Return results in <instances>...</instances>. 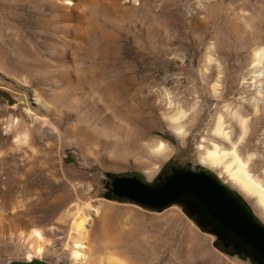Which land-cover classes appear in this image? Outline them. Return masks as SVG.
Listing matches in <instances>:
<instances>
[{"label": "rangeland", "instance_id": "374dc122", "mask_svg": "<svg viewBox=\"0 0 264 264\" xmlns=\"http://www.w3.org/2000/svg\"><path fill=\"white\" fill-rule=\"evenodd\" d=\"M34 2L15 0L19 5L11 9L14 14L10 17L13 20L16 17L28 20L32 13L40 15L43 9L33 7ZM40 2L37 6L41 5ZM116 2L119 16L115 19L107 17L108 31L118 36L110 42V48L119 51V67L124 72V84L128 93L132 95L134 91V101L143 105V113L146 112L140 115L139 122L144 129L150 125L152 127L146 129V137L137 142V147H142L146 140L160 139L169 146L171 153L164 160L155 161L145 148L146 154L142 155L128 141L117 148L121 156L113 158L109 149L107 152L96 146L77 145L64 130L69 122L78 124V103L73 104L68 118L64 115L65 111L60 114L63 108L50 93L57 91L59 85L53 87L49 83L52 78L49 75L43 78L40 73L47 69L42 65L28 71L31 77L29 83L21 78L25 73L16 76L11 72L10 60L21 64V58L14 57L11 47L15 46V42L2 33L0 264L33 259L47 264H76L70 256L71 218L65 217L66 211L74 212L72 218L77 214L86 216L85 261L82 264H107L109 256L123 264H251L247 259L228 256L215 249V237L202 231L177 205L159 212L103 196L106 173H135L151 181L170 159L178 163L197 164L198 146H210L212 137L209 129L213 118L221 113L224 121H228L222 111L226 103L230 110L240 107V115L246 119L248 130L238 144V153L242 158L248 153L253 154L247 164V172L264 188V0ZM32 40L29 41L31 46L41 41L38 37ZM259 50L262 51V73L259 77L262 91L258 97V112L254 116L246 102L241 104V98L250 97L252 93L246 90L241 80L244 78L248 81L253 53ZM38 51L44 57L41 48ZM215 83L217 86L213 93L212 85ZM17 87L27 89L29 98L37 95L49 107L48 113L31 106L41 128H55L61 136V142L58 140L50 153L51 160L46 159L51 143H41V138L39 143L32 142L33 132H28L25 143L20 145L17 141L16 135L30 125L27 120L23 119V127L14 133L3 125V120L9 116H23L21 99L14 93ZM165 92L186 113L181 117L186 131L184 136L174 135L161 117V113L167 111L162 100ZM129 98L126 97L127 101ZM191 105L196 106L195 113L191 112ZM43 120L45 124H42ZM229 126L232 129L231 139L236 141L238 130L230 123ZM34 128L40 130L39 124ZM122 139L125 140L124 137ZM222 145L228 148L227 144ZM123 148L124 151H120ZM101 155H106L107 160L120 159L123 167H103ZM136 159L145 163L147 168H155V174L147 179ZM210 171L217 177L218 170ZM219 179L222 182L225 180L224 176ZM225 184L245 200L253 214L264 224V210L255 203L254 196L242 194L234 186ZM31 228L42 235L43 250L38 256L32 250H27L29 244L25 235Z\"/></svg>", "mask_w": 264, "mask_h": 264}, {"label": "bare ground", "instance_id": "6f19581e", "mask_svg": "<svg viewBox=\"0 0 264 264\" xmlns=\"http://www.w3.org/2000/svg\"><path fill=\"white\" fill-rule=\"evenodd\" d=\"M34 1L33 7L43 9L41 16L32 13L31 18L28 20L18 17L13 20L11 17L14 13L12 14L11 9L15 6L18 7L19 4L15 3V0H13V3L12 0H0V36L5 33L7 38L15 42V46L10 47L14 57L21 58V64L10 60L11 72L16 76L25 73V76L23 75L21 78L24 82L29 83L31 77L28 71L35 70L34 68L41 65L46 67L47 70L41 71L40 74L43 78L48 75L51 76L49 83L53 87L59 85L57 91H50V93H52L59 107L63 108L60 114L65 111L64 115H67L68 118L73 104L78 103L80 109V113L76 117L78 124L75 125L73 122H69L64 130V133L72 137L77 145L96 146L104 151L109 149V153H112L113 158L121 156V152H117L119 145L121 146L130 141L132 145L137 147V142L140 143L139 141L146 137V131L152 127L149 124L150 126L146 130L139 122L140 115L144 112L143 105H138L135 102L136 100L134 101V91L132 95L128 93V88L124 84L123 69L119 67V51L115 47H113L115 49L110 48V42L116 40L118 36L108 31L107 24L109 20L107 17L110 16L115 19L119 16L120 10L117 7V0H109L110 2L107 0H40V6H37L39 0ZM45 14H48V16L45 17ZM25 35L28 36L27 39H23ZM15 36L17 37L15 38ZM35 37L40 38L41 41L31 46L29 41L35 39ZM38 48H41L44 57H41ZM0 52L4 53V50L2 49ZM261 54V50L254 51L251 59V70L248 72V81L244 78L241 80V83L247 88L246 90L252 91L250 97L241 98V104L246 102L254 116L258 112V97L261 96L262 91L261 82L259 81L262 73ZM1 58L0 56V63L3 62ZM77 65L80 66L77 67ZM52 67H55V69H48ZM128 80L131 81L132 79ZM215 86H217L216 83L212 85L213 93L216 91ZM14 90V93L21 99L23 116L20 118L9 116L3 120V125L7 130L14 133L17 129L23 127V119L27 120L30 125L23 132L16 135L17 141L20 142V145L25 143L28 132H33L32 142L39 143L41 138V143L42 141H47L48 144L51 143L47 148L46 158L51 160L50 153L58 140L61 139V136L55 128L50 127V130L44 126V128H41V123L38 122L31 108L33 106L37 111L44 110L48 112V105L43 103L41 98L35 94L32 98H29L27 89L17 87ZM127 96L130 97L128 101ZM162 100L167 111L161 113V117L166 122L168 129L178 137L184 136L186 131L184 123L181 122V117L185 116V111L182 110L178 102L172 100L168 92L164 93V99ZM226 104L223 105L222 111L225 112L228 121H224L225 117L221 113H217L213 118L209 129V135L212 137L209 140L210 146L207 147L201 144L198 146V163L208 169L210 168V170H218L217 177L222 179L224 176L225 180L223 182L234 186L242 194L254 196L255 203L264 210V188L247 172V164L253 154L248 153L245 158H242L237 149L246 130H248L246 119L240 115V107H234V110H230ZM195 107V105L190 106L191 112L195 113ZM187 123L185 122V124ZM229 123L238 130L236 141L231 139L232 129ZM36 124H39L40 130L34 128ZM42 124H45V120L42 121ZM121 135L125 140L120 137ZM216 142L227 144L228 148ZM141 146H138L136 150L142 155L146 154L145 150H147L150 153V158L155 161L164 160L171 153L169 146L160 139L146 140ZM120 151H124V148ZM101 157V165L105 168L119 169L123 167L120 159L112 161L107 160L106 155L104 157L101 155ZM139 161L137 165L144 170V176L147 179L151 178L156 169L147 168L148 166H144L145 163ZM94 212L96 213V210ZM73 215L74 212L72 211H66L65 213L66 218H71L69 231L70 256L73 263L82 264L85 261L84 224L86 216L77 214L72 218ZM25 240L29 244L27 250H32L34 255H40L43 250L41 233L31 228L26 233ZM107 264L123 263L115 260L113 256H109Z\"/></svg>", "mask_w": 264, "mask_h": 264}, {"label": "water", "instance_id": "95a60500", "mask_svg": "<svg viewBox=\"0 0 264 264\" xmlns=\"http://www.w3.org/2000/svg\"><path fill=\"white\" fill-rule=\"evenodd\" d=\"M189 165L171 160L168 166L171 173L156 187H151L142 177L127 178L109 173L105 177L113 176L115 196L127 203L151 211L179 204L202 231L215 237V249L228 256L247 259L251 264H264V224L245 200L210 170L198 172L202 165L197 163L192 168ZM176 166L188 170H175ZM103 197L109 199L106 195ZM8 264L47 263L33 259Z\"/></svg>", "mask_w": 264, "mask_h": 264}, {"label": "flooded vegetation", "instance_id": "af4514ba", "mask_svg": "<svg viewBox=\"0 0 264 264\" xmlns=\"http://www.w3.org/2000/svg\"><path fill=\"white\" fill-rule=\"evenodd\" d=\"M170 161H171V159H170ZM170 161H168V163H166V164H163L162 167H160L159 171L151 179V181H148V183H149V185L151 187L158 186L162 182L163 178L171 173V171H169V169H168ZM172 162H174V161L172 160ZM185 163H189V162H185ZM195 165L194 164L193 165L190 164L189 167L192 168ZM175 170H184V171H186V170H188V168H179L178 166H176ZM202 170H205L206 172H208V169H206L205 167L200 168L198 170V172H200ZM113 176L111 178H105V180H104L105 195L109 198V200H115V201H118V202H121V203H127L126 200H124L122 198L120 199L117 196H115V193L113 191V186H112ZM117 176H122V177H127V178H138V177H141V176H139L138 174H135V173H127V174L117 175ZM173 205L179 206L184 211V209H183V207L181 205L175 203V204L167 206L166 208H164L162 210H159V212L163 211V210H165V209H167V208H169V207H171Z\"/></svg>", "mask_w": 264, "mask_h": 264}]
</instances>
